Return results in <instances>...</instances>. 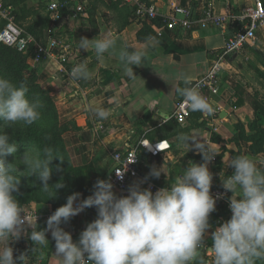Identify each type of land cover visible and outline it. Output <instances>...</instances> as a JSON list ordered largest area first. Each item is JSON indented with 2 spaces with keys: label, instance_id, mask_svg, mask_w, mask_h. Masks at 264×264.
<instances>
[{
  "label": "crops",
  "instance_id": "0c3cea01",
  "mask_svg": "<svg viewBox=\"0 0 264 264\" xmlns=\"http://www.w3.org/2000/svg\"><path fill=\"white\" fill-rule=\"evenodd\" d=\"M6 1L5 4L12 9ZM21 1L22 3L18 2V6H24L23 11L27 8L34 14L41 12L47 20L49 19L45 0ZM66 2L68 6L71 5L69 10L72 13L75 14L78 6H84L85 12L75 16L64 14L63 21L46 27L43 38L38 36L37 41L45 47H49L52 40L69 44L72 51L65 65L66 70L84 62L92 70V77L88 81L81 80L79 87L72 85L55 58H45L39 62L41 65L38 76L47 84L61 123L68 127L63 139L72 162L79 166L94 168L96 177L93 180L94 184L87 183L85 188L91 191L98 180H104L112 171L114 152L130 151L142 140L156 144L161 150L158 157H152L148 151H141L142 178L155 182L161 188L169 187L182 175L189 162L204 163L199 150L194 147L190 150V147L177 146L176 136L180 133L200 139L199 142H204L207 148L217 154L208 165L209 171L213 174V188H224L223 183L234 171L230 167V162L234 158V153L238 152V146L242 155L251 156L258 162L264 161V152L254 154L251 151L252 143L246 141L243 134L235 129L240 123L245 127V136L254 135L255 132L249 128L255 121V111L251 102L255 99L264 106L262 31L258 32V43L247 46L241 53L226 57V63L218 78L219 94L211 103L213 107L221 108L218 115L195 112L185 125H180L173 119V113L176 103L182 100L178 90L184 84L183 79L176 77L187 76L192 85L203 79L215 60L222 55L225 42L233 35L234 29L228 25L201 28L195 23L190 30L165 29L159 36L156 29L163 28V22L135 20L132 8L124 5L122 0ZM147 2L154 4L160 15H167L172 3L189 7L193 19L199 20L206 10H211L216 15L226 13L239 15L243 7L252 0H147ZM100 34L101 38L103 35H111L116 39L118 47H127L130 52L134 50L146 52L147 60L142 66H133L137 79L132 80L125 76L115 57L105 53L103 61H98L91 46L88 51L79 48L78 41L82 37L91 40ZM149 36L155 38L154 47L145 44L146 37ZM145 95H150V99L141 103L140 98ZM90 107L114 111L108 119L101 120L91 115ZM189 143L190 146L194 144L192 141ZM257 166L264 171V163H258ZM153 168H164L165 174H161L158 179L152 177L150 172ZM139 182L141 180L137 181ZM230 193L231 197L233 195L240 197L242 190L237 189L234 194ZM33 210L41 214L50 212L41 211L38 206ZM96 218V208H88L78 218L69 222L77 224L78 227L74 231H67L70 224L69 226L65 224L62 228L72 235L74 242H78L80 233ZM230 218L231 214L226 208H216L211 213L209 220L211 227L205 236L208 247H211V234L215 228ZM39 226L40 224L24 231L18 241L10 238L0 242V248L13 247L14 258L22 253H28L29 260L33 259L35 264L36 253L30 251L33 243L29 235L32 229L40 230ZM47 239L49 243L44 249L46 259L41 264H61L54 255L55 241L50 232Z\"/></svg>",
  "mask_w": 264,
  "mask_h": 264
},
{
  "label": "clouds",
  "instance_id": "9594fccd",
  "mask_svg": "<svg viewBox=\"0 0 264 264\" xmlns=\"http://www.w3.org/2000/svg\"><path fill=\"white\" fill-rule=\"evenodd\" d=\"M78 42L84 51L91 46L98 61H103L105 53L115 57L123 74L132 80L137 79L133 66H142L147 60L144 50L130 52L127 47H118L111 35L101 38L100 34L91 40L82 37ZM145 44L154 47L155 38L146 37ZM92 74L82 62L71 69L69 78L88 81ZM176 78L183 79L184 84L178 90L181 107L187 106L190 111L204 115L214 113L209 100L199 91V85H192L187 76ZM28 92L26 81L15 84L0 76V127L16 123L30 126L41 120V103L38 99L30 101ZM149 99L150 95L140 98L141 103ZM89 111L104 120L114 109L90 107ZM199 140L185 133L176 136L178 147L199 150L204 163L189 162L175 183L155 193L150 188L143 189L139 182L129 186L128 195L117 196L110 180H98L93 194L79 204L80 193L68 196L66 204L48 218L47 228L32 229L29 235L33 243L30 251L36 253L35 264L46 259L44 249L49 243V232L55 241L54 255L61 264H264V171L257 166L264 161L258 162L248 155L236 156L230 162L234 171L223 186L233 194L241 189L242 195L230 198L231 218L211 234V247L207 249L212 260L201 255L211 227L210 215L216 210L217 200L223 197L211 195L213 174L208 165L217 154ZM190 141L194 142L191 146ZM16 152L17 144L6 132H0V242L10 238L18 241L27 223V218L22 216L23 208L13 195L21 180L14 174L15 163L6 159ZM54 159L65 161L54 154L51 147L41 151L30 148L21 159L25 171L42 183L41 190L45 192L50 188V165ZM163 169L153 168L150 176L158 179L165 174ZM54 187L57 190L64 184L57 183ZM93 207L97 218L80 233L78 242H74L61 225ZM28 257V253H22L14 258L11 246L0 248V264H33V259L30 261Z\"/></svg>",
  "mask_w": 264,
  "mask_h": 264
},
{
  "label": "built area",
  "instance_id": "2783aa9c",
  "mask_svg": "<svg viewBox=\"0 0 264 264\" xmlns=\"http://www.w3.org/2000/svg\"><path fill=\"white\" fill-rule=\"evenodd\" d=\"M45 2H47L48 14L51 22L53 24H58L63 21L65 18L63 11L68 7L67 2L62 3L61 1L55 0H45ZM122 2L124 5H128L132 8L133 16L137 21H148L151 23H155L156 21L163 22L164 27L156 29L159 36L163 34L165 29L175 30L177 28H182L190 30L195 23L201 28L210 26L225 27L228 25L234 29L233 35L225 42L222 55L215 60L207 75L194 84L199 85V91L209 100L210 104L219 94L218 78L226 63V57L235 53H241L247 46L258 43L259 31H262L264 34V0H252L250 4H246L245 7H243L239 15L230 13L216 15L211 10H206L199 20L193 19V14L189 7H182L175 3L171 4L170 12L167 15H160L155 5L147 2V0H122ZM84 12V6H78L75 9V15ZM0 19L4 22V26L0 28L1 45L16 50L23 55H29L37 63L42 62L45 58H55L61 66V71L67 74L69 78L71 69L76 66L74 65L68 71L65 68L72 51L69 44L52 40L50 46L45 47L39 43L32 34L19 27L13 10L5 4L4 0H0ZM70 83L79 87L80 81L70 79ZM181 104L182 100L176 103L173 119L178 124L185 125L187 120L195 112L190 111L187 106L181 107ZM213 108L215 111L212 115L217 116L221 108L218 106ZM143 150L148 151L152 157H158L161 153V150L156 144L147 140H142L138 143L136 148L130 151H116L112 154L114 167L104 180H110L114 185L113 191L116 192L117 196L128 195L129 186L137 183L138 180H141V187L143 189L150 188L153 193L161 189L155 182L145 180L141 176V151ZM117 174L122 175L123 178L121 179ZM211 195L214 198L223 197L217 200L216 208H226V211L232 215L229 207V200L231 198L230 191H227L225 188L212 187ZM84 199H87V197L81 194L77 204ZM54 212L55 211L50 210L47 214H41L33 209L24 210L22 216L24 215L27 218V223L23 226L24 231L40 224L42 221L47 223L48 218ZM79 216L80 214L73 217L71 221ZM220 222H222V219H220ZM204 246L206 247L202 250H208V245L206 243Z\"/></svg>",
  "mask_w": 264,
  "mask_h": 264
},
{
  "label": "rangeland",
  "instance_id": "374dc122",
  "mask_svg": "<svg viewBox=\"0 0 264 264\" xmlns=\"http://www.w3.org/2000/svg\"><path fill=\"white\" fill-rule=\"evenodd\" d=\"M6 2H8V4L12 7L13 13L16 16V22L24 31L29 32L31 30L35 35H37V37L39 36V38H43L44 29H46V27L53 26V23L49 20L50 18L47 20L41 12L34 14L29 12L27 8L23 11L24 6H18V2L22 3L21 0H7ZM40 10L44 13L43 8L40 7ZM39 21H41V23H38ZM1 26L2 20L0 19V28ZM40 65L41 63L35 62L29 55L18 56L15 52H11L0 46V76H4L15 84H19L22 81V76L24 81L27 82L30 90L27 94L29 100L34 101L38 99L41 103L39 111L41 110L47 115H50L53 113L51 108H53L54 105L46 100L47 97H50V94L46 87L47 84H45V82H43V80H41L38 76ZM14 72H16V74H20L18 80L15 79L16 76ZM41 121L42 120H40L39 123ZM57 121L58 127L63 129L64 127H67V125L62 124L59 119H57ZM54 122H56V119ZM34 124L30 126L23 125L21 123L6 124L0 128V132H6L11 137V140L17 144V152L6 158L9 163H15L14 174L21 180L20 185L18 186V191L14 192L13 195L20 202L23 211L36 209L37 206L41 209V211H54L55 207L66 204L67 197L72 195L71 192L83 194L82 178L77 179L74 177L75 168L81 166L72 162L73 160H71V158L63 163H58L57 161L51 163L50 167H52V176L49 180L50 188L47 192L42 191V183L38 181L35 176L31 177V174L25 171L24 163L21 160L25 152L30 149L26 145L36 143L37 147L34 149L31 148L34 151H41L44 147L53 146L51 145V137L43 133L41 127L35 126ZM54 146H57V144ZM63 148L67 153H69L65 141L63 142ZM57 183H63L64 187L56 190L54 185ZM33 195L42 198L41 202L36 203L29 201ZM35 205L36 207H34ZM69 224L70 223H67L66 226H69ZM69 227L67 228V231H74L78 226L77 224L73 225V223H71ZM201 255L205 256V258L209 261L212 260L211 254L205 250H201Z\"/></svg>",
  "mask_w": 264,
  "mask_h": 264
},
{
  "label": "trees",
  "instance_id": "16d2710c",
  "mask_svg": "<svg viewBox=\"0 0 264 264\" xmlns=\"http://www.w3.org/2000/svg\"><path fill=\"white\" fill-rule=\"evenodd\" d=\"M67 0H61L62 3L66 2ZM71 6V5H70ZM70 6H68L66 9H64L63 13L67 16H74L75 14L72 13L69 9H70ZM4 26V22L2 21V26L1 28ZM30 34H32L36 40L37 39V36L30 30L29 31ZM1 47L5 48L6 50H9L11 52H15L18 56L20 55H23L19 52H17L16 50H13V49H10V48H7L3 45L0 44ZM25 56V55H24ZM263 66H264V61H263ZM15 73V79L18 80L19 77H20V74H16ZM264 76V75H263ZM21 79L22 81H24L23 77L21 76ZM30 91V90H29ZM47 101H49L50 103H52L54 106L53 108H51V110H53V113L50 114V115H47L46 113L41 112V121L39 123V121H37L36 124H34L35 126H39L42 128V131L43 133L47 134L48 136L51 137V148L53 149L54 151V154H58L60 155L65 161H68L70 159V156H69V153H67L64 148H63V137L62 135L66 132L67 130V127H64L61 128V127H58V121L57 119H59V114H58V110L56 108V105L54 103V100L53 98L50 96V97H47L46 99ZM252 104V107L254 108V111H255V121L253 122V124L249 127L254 133V135L250 136V137H247L245 136V127L242 125V124H237L235 129L240 131L242 134H243V138L248 141V142H251L252 145H251V151L254 153V154H258V153H261V152H264V127L262 125H264V106L261 105L258 101H256L255 99L251 102ZM57 113V115H56ZM58 116V117H57ZM56 119V122H54ZM60 120V119H59ZM45 122V123H44ZM1 128V127H0ZM27 132V131H26ZM55 144H57V146H54ZM28 148H35L37 147V144L36 143H32V145H26ZM239 155H242L241 153V148L240 146H238V152L237 153H234V157L236 156H239ZM55 161H57L58 163H60L61 161L59 159H54L52 161V163H54ZM71 162V161H70ZM52 168V167H51ZM74 177L75 178H82L83 180V193L85 194V196L88 198L92 192L94 191V188L89 191L87 188H85V184L89 183L90 185H93V180H95V175H94V168L92 166H87V167H78V168H75L74 170ZM94 187V186H92ZM73 194V192H71ZM42 200V198L40 197H37V196H32L30 198L29 201H33V202H36V203H40ZM61 206H64V205H60L58 207H55L54 211H56L59 207ZM64 224L61 225V227L63 226ZM41 229L40 230H45L47 228V223L45 221H42L40 223V226H39Z\"/></svg>",
  "mask_w": 264,
  "mask_h": 264
}]
</instances>
